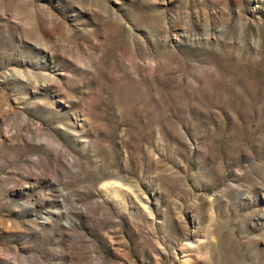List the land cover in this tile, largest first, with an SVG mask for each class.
<instances>
[{
	"label": "rangeland",
	"instance_id": "374dc122",
	"mask_svg": "<svg viewBox=\"0 0 264 264\" xmlns=\"http://www.w3.org/2000/svg\"><path fill=\"white\" fill-rule=\"evenodd\" d=\"M0 264H264V0H0Z\"/></svg>",
	"mask_w": 264,
	"mask_h": 264
}]
</instances>
